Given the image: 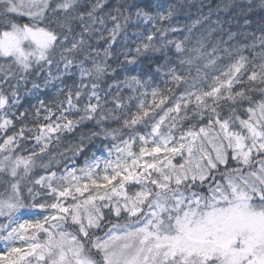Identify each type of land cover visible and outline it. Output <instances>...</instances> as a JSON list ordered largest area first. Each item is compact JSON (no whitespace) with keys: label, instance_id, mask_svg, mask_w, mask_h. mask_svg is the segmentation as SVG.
<instances>
[{"label":"snow or ice","instance_id":"1","mask_svg":"<svg viewBox=\"0 0 264 264\" xmlns=\"http://www.w3.org/2000/svg\"><path fill=\"white\" fill-rule=\"evenodd\" d=\"M222 7L0 0V264H264V0Z\"/></svg>","mask_w":264,"mask_h":264},{"label":"trees","instance_id":"2","mask_svg":"<svg viewBox=\"0 0 264 264\" xmlns=\"http://www.w3.org/2000/svg\"><path fill=\"white\" fill-rule=\"evenodd\" d=\"M185 2L189 5V8L186 10V14L180 17V23L181 26H193L194 22L199 19L200 24H195V26L192 27V34L194 37L199 36L201 33L207 36V30L217 28V17L224 20L228 15L222 7L225 0H185ZM217 5H221V7L217 8ZM209 6L212 8L210 20H204L203 17L209 16ZM225 28H227V25H225ZM221 38L225 41L228 40L227 35L217 31L212 37H208L207 43H217ZM191 74L193 76L196 75L194 67L192 68ZM80 163H82V161H80Z\"/></svg>","mask_w":264,"mask_h":264}]
</instances>
